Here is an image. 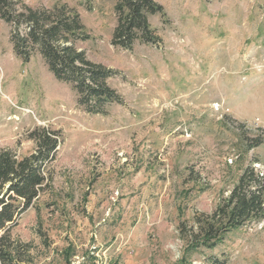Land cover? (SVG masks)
Wrapping results in <instances>:
<instances>
[{
	"label": "rangeland",
	"instance_id": "obj_1",
	"mask_svg": "<svg viewBox=\"0 0 264 264\" xmlns=\"http://www.w3.org/2000/svg\"><path fill=\"white\" fill-rule=\"evenodd\" d=\"M23 1L76 9L75 47L111 69L120 102L88 113L0 20V149L23 157L36 127L59 135L48 188L10 229L13 264H264V219L211 249L186 237L245 168L264 175V0H155L161 42L130 50L111 44L115 0Z\"/></svg>",
	"mask_w": 264,
	"mask_h": 264
},
{
	"label": "trees",
	"instance_id": "obj_2",
	"mask_svg": "<svg viewBox=\"0 0 264 264\" xmlns=\"http://www.w3.org/2000/svg\"><path fill=\"white\" fill-rule=\"evenodd\" d=\"M117 23L111 44L130 50L136 41L157 45L161 38L148 17L162 14L155 0H115ZM0 20L10 27L15 52L23 59L37 52L53 76L71 85L78 103L88 113L103 114L104 106L120 102V96L107 80L111 69L86 58L75 47L88 34L75 8L56 2L51 7H33L23 0H0ZM34 150L18 157L9 149H0V263L13 264L19 259L10 229L16 219L48 188L50 172L47 165L55 159L59 135L57 131L36 127L30 134ZM258 143H255L257 145ZM264 219V175L247 167L237 179L227 198L210 215L195 218L197 232L186 236L196 248H214L232 229ZM182 236L186 231L180 228ZM25 253V252H23Z\"/></svg>",
	"mask_w": 264,
	"mask_h": 264
}]
</instances>
